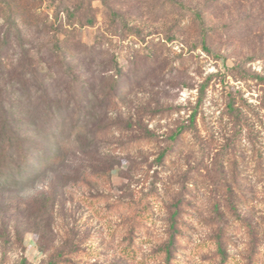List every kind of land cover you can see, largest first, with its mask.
Instances as JSON below:
<instances>
[{
    "label": "rangeland",
    "instance_id": "obj_1",
    "mask_svg": "<svg viewBox=\"0 0 264 264\" xmlns=\"http://www.w3.org/2000/svg\"><path fill=\"white\" fill-rule=\"evenodd\" d=\"M0 132V264H264V0H0Z\"/></svg>",
    "mask_w": 264,
    "mask_h": 264
},
{
    "label": "trees",
    "instance_id": "obj_2",
    "mask_svg": "<svg viewBox=\"0 0 264 264\" xmlns=\"http://www.w3.org/2000/svg\"><path fill=\"white\" fill-rule=\"evenodd\" d=\"M200 22H203L202 19ZM203 48L209 50L206 44L203 46ZM85 93L86 91L83 92V94ZM73 106L75 107L78 115H80L84 110V103L81 98L76 99L73 103ZM2 133L3 132H0V182L17 183V178L23 177L22 173L26 167L32 168V171L28 172L30 177H37L41 173V169L44 167L43 159L37 163V158L34 155L37 152V148L35 149V147L32 145L33 147H29L31 148L29 150L28 144L23 139L16 140L15 145H13L11 144L10 139L6 138L4 135H2ZM5 139L8 140V142L3 144ZM56 159L57 156H54L52 161L55 162L57 161ZM15 175H17V177ZM164 254H166V258L168 259L171 257L170 247L164 248Z\"/></svg>",
    "mask_w": 264,
    "mask_h": 264
}]
</instances>
